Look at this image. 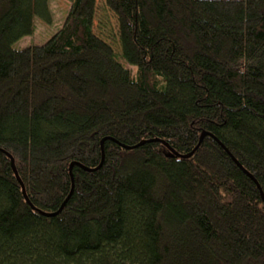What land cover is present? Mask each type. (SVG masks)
Returning a JSON list of instances; mask_svg holds the SVG:
<instances>
[{"label":"trees","instance_id":"trees-1","mask_svg":"<svg viewBox=\"0 0 264 264\" xmlns=\"http://www.w3.org/2000/svg\"><path fill=\"white\" fill-rule=\"evenodd\" d=\"M66 1L0 0V264H264V0Z\"/></svg>","mask_w":264,"mask_h":264},{"label":"rangeland","instance_id":"rangeland-1","mask_svg":"<svg viewBox=\"0 0 264 264\" xmlns=\"http://www.w3.org/2000/svg\"><path fill=\"white\" fill-rule=\"evenodd\" d=\"M106 0H96L95 18L93 21V33L113 47L115 54L120 58L121 47L119 44L117 18L110 11ZM52 22L50 26L43 23L40 19L36 21V32L32 36L20 39L14 49L27 48L30 45H40L50 39V37L61 28V24L66 17L70 4L66 0H48ZM120 63L130 69L132 67L123 60ZM134 73V72H133Z\"/></svg>","mask_w":264,"mask_h":264},{"label":"water","instance_id":"water-1","mask_svg":"<svg viewBox=\"0 0 264 264\" xmlns=\"http://www.w3.org/2000/svg\"><path fill=\"white\" fill-rule=\"evenodd\" d=\"M203 137V136H202ZM202 137H201V139H202ZM200 139V140H201ZM103 143V142H102ZM102 143H101V145H102ZM165 145V144H164ZM166 147H169L168 145H165ZM134 148V147H133ZM133 148H129V149H133ZM176 155V154H175ZM176 156H180V155H176ZM181 157V156H180ZM234 161H235V159H233ZM235 163L237 164V162L235 161ZM239 165V164H238ZM23 195L25 196V193H24V190H23ZM26 197V196H25ZM26 199H27V197H26ZM27 202H28V199H27ZM59 212V211H58ZM58 212L57 213H55V214H47L48 216H55L56 214H58Z\"/></svg>","mask_w":264,"mask_h":264}]
</instances>
